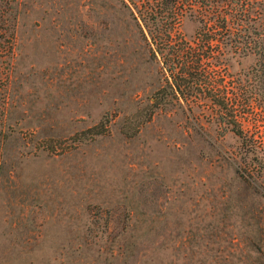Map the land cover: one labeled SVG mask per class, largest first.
I'll return each mask as SVG.
<instances>
[{"label":"rangeland","instance_id":"obj_1","mask_svg":"<svg viewBox=\"0 0 264 264\" xmlns=\"http://www.w3.org/2000/svg\"><path fill=\"white\" fill-rule=\"evenodd\" d=\"M181 1L194 40L220 10ZM168 2L0 0V264H264V81L241 50L261 46L264 0L195 94L247 98L242 137L169 93L149 32Z\"/></svg>","mask_w":264,"mask_h":264},{"label":"trees","instance_id":"obj_2","mask_svg":"<svg viewBox=\"0 0 264 264\" xmlns=\"http://www.w3.org/2000/svg\"><path fill=\"white\" fill-rule=\"evenodd\" d=\"M166 1L171 3L169 8L170 16L168 15L166 18L161 17L157 20L158 22L153 20V24L157 25L153 30H149V32L151 33L152 41L157 46V50H154L155 53H159L162 57L161 62L163 63L169 93L174 95L180 94L188 102H201V104L210 102L214 104L218 107L219 111L215 114V117L242 137V118L248 115V113L244 111L239 112L238 103L242 101L241 106H249L245 102L247 98L241 97L237 92H233L231 96L227 94L216 97L209 96L208 99L203 98L198 101L195 94L200 91L206 93L216 91V82L214 80L216 73L223 66L218 41L229 37L230 26L228 25L230 22L238 27H242L243 23L252 19V11L257 0H201V9L205 12L213 13L217 8L220 11L217 17L213 18L214 20L209 16V13L202 14L201 28L197 30L194 40L190 41L180 36L177 31L181 21L182 14L179 13V10H182V1ZM257 15L264 19L263 10L258 12ZM261 38L262 42L259 48L252 49L245 47L241 49L244 51L253 50L257 56L255 67L253 68V73H255L258 79L257 82L264 81V34H261ZM254 43L256 44V42ZM165 96L167 95L155 96L153 104H166L168 101ZM106 129L104 121H101L77 133L75 136L79 137V141H81L87 132L101 134Z\"/></svg>","mask_w":264,"mask_h":264}]
</instances>
